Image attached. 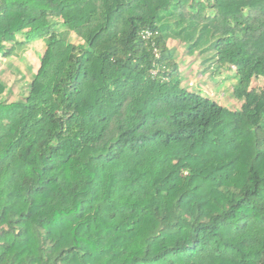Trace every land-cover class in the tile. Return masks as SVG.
<instances>
[{"label": "trees", "instance_id": "obj_1", "mask_svg": "<svg viewBox=\"0 0 264 264\" xmlns=\"http://www.w3.org/2000/svg\"><path fill=\"white\" fill-rule=\"evenodd\" d=\"M36 34L0 78V264H264V88L229 109L168 46L264 79V0H0V59Z\"/></svg>", "mask_w": 264, "mask_h": 264}, {"label": "rangeland", "instance_id": "obj_2", "mask_svg": "<svg viewBox=\"0 0 264 264\" xmlns=\"http://www.w3.org/2000/svg\"><path fill=\"white\" fill-rule=\"evenodd\" d=\"M58 29L62 30L63 27L59 26ZM67 38L69 41L79 40L72 32ZM45 42V37L36 34L19 55L0 59V78L7 86V93L2 96L14 100L25 92L27 82L39 65ZM168 46L178 63L183 87L200 91L227 108L237 111L242 107H251V103L260 102L261 90L264 88L262 77H255L248 84L240 85L233 67L224 65L219 68H207L200 63L197 52L189 54L186 51L187 45L176 39H169ZM257 106L259 114L264 112V103Z\"/></svg>", "mask_w": 264, "mask_h": 264}, {"label": "built area", "instance_id": "obj_3", "mask_svg": "<svg viewBox=\"0 0 264 264\" xmlns=\"http://www.w3.org/2000/svg\"><path fill=\"white\" fill-rule=\"evenodd\" d=\"M141 34H142L143 37H148V36L151 35V32L149 30H144V31L141 32Z\"/></svg>", "mask_w": 264, "mask_h": 264}]
</instances>
